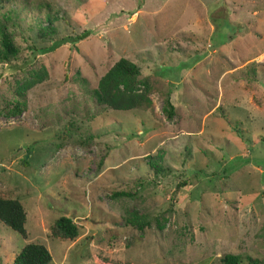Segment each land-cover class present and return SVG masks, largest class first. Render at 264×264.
Here are the masks:
<instances>
[{
    "label": "rangeland",
    "instance_id": "1",
    "mask_svg": "<svg viewBox=\"0 0 264 264\" xmlns=\"http://www.w3.org/2000/svg\"><path fill=\"white\" fill-rule=\"evenodd\" d=\"M2 33L0 198L27 236L0 223V264L28 243L49 264H264V0H0ZM120 59L148 103H96ZM62 215L74 240L50 235Z\"/></svg>",
    "mask_w": 264,
    "mask_h": 264
},
{
    "label": "trees",
    "instance_id": "2",
    "mask_svg": "<svg viewBox=\"0 0 264 264\" xmlns=\"http://www.w3.org/2000/svg\"><path fill=\"white\" fill-rule=\"evenodd\" d=\"M87 35L88 33L85 32L77 36L67 37L61 41H55L50 47L41 51L54 49L63 41L75 43L87 37ZM0 46V61L6 63L17 54L16 47L7 34L2 33ZM138 75L139 70L135 65L124 59H120L100 80L98 89L93 91V97L96 103L106 105L113 110H129L140 106V104L144 102L148 103V99H146L147 97L143 93L136 94L135 86L138 83L136 80ZM140 84L143 86V90H147V83L145 81H141ZM119 86L123 89V91H120L121 94L112 96L113 91ZM162 109L168 119L173 117L174 108L170 102L169 96L165 99ZM5 113L6 115L14 116L20 113V109L18 106H15L13 110H9ZM157 166L158 165L155 163V165H151V168L154 169L157 168ZM113 195L119 196L120 193L115 192ZM25 220L26 213L18 200L0 198V223L17 232L23 238H26L27 234L24 227ZM125 222L139 230H143L149 225L148 221L138 222L136 219L132 218L126 219ZM49 230L51 237L57 239L74 240L78 236V226L72 218L64 215L56 218L49 227ZM50 262L51 255L44 245L28 243L15 255L12 264H49ZM242 262L243 260L239 256L234 255H225L221 258V264H242ZM246 264L260 263L259 260L257 261L256 259L248 257L246 258Z\"/></svg>",
    "mask_w": 264,
    "mask_h": 264
}]
</instances>
